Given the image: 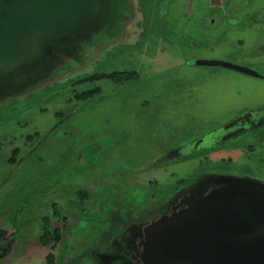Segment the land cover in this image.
Wrapping results in <instances>:
<instances>
[{"label":"rangeland","instance_id":"rangeland-1","mask_svg":"<svg viewBox=\"0 0 264 264\" xmlns=\"http://www.w3.org/2000/svg\"><path fill=\"white\" fill-rule=\"evenodd\" d=\"M81 1L71 0L70 9L58 7L56 3L49 7V16L54 17L48 25L49 34L30 41V48L24 46L21 53L22 62H30L33 66L29 71L17 72V77L14 73L0 76V103H10L19 95L16 93L21 87L49 79L47 87H38L28 99L26 94L19 95L20 103L11 105L9 111L5 105H0V225L6 223L17 227L19 216L30 204L29 200L35 199L43 205L40 212L47 209L51 197H40L38 183L42 182L40 186L44 187L52 186L55 192L64 190L66 193L70 189L66 183L72 181L78 187L84 174H76L78 170L74 169L69 157L82 145L81 141L99 134L100 125L113 130V136L107 135L120 139L118 149L113 153L116 157L122 156L123 160L110 161L111 157H108L87 175L97 179L90 186H83L91 197H84L85 207L75 213L77 220L75 215L70 217L71 226L62 235L63 240L54 245L55 249L33 243V251L23 255L36 257L37 260H33L36 264L43 262L47 252L56 255L59 259L56 264H95V250H118L113 248L112 241L120 237L117 230L112 231L114 229L109 227L112 222L108 217L109 210H113L116 216L121 215L117 214V210H121L122 213L132 212L134 217H150L164 210L163 204L172 193L168 190L176 186L177 179L192 172L196 175L232 172L264 180V135L252 133L225 149L210 151L207 155H193L185 160L175 158L166 167H157L164 164V156L170 149H177L180 144L196 140L214 129L219 131L247 106L264 103V0H247L251 3L249 7L260 17L259 24L251 29L248 19H241L239 24L224 23L227 2L232 0H138L143 5L149 28L138 29L140 36L134 41L120 39L118 19L114 26L107 28L98 21L91 0L82 3L88 12L85 23L73 30L76 20L67 10L77 15ZM120 2L129 8L126 0ZM236 14L231 12L228 18L237 21ZM209 18L221 24L213 28L203 27ZM37 25L39 28L44 26L41 21ZM127 31L130 29L126 28L124 32ZM187 36L194 39L193 43H200L198 49H191L190 43L184 41ZM116 41L123 42L120 47L124 45L137 50L124 52L108 65L106 71L120 67L136 70L140 74L137 80L130 85L98 80L82 87L77 85L75 89L67 88L71 80L98 72L101 64H97L95 56L104 49L118 48ZM95 48L99 50L95 51ZM197 57L245 66L262 77L221 67L191 65L189 62ZM126 87L129 95L127 92L119 94V99L110 106L111 110L104 107L105 93ZM83 89L92 91V96L100 95L81 103L74 99V94ZM61 111L71 112L70 117L49 132L57 123L56 113ZM8 112L12 120L6 123ZM128 121L134 125L129 140L121 135ZM34 131H38L44 140L39 141L36 137L37 142L30 143L32 151L29 145H23L26 142L22 144L21 141ZM261 131L264 133V127ZM213 139L208 134L186 150L209 146ZM15 146L20 149L18 157L23 156L11 164V152ZM182 153L184 151L180 150L179 154ZM124 156H128V160ZM157 157L163 158L161 163L152 166ZM78 168L82 170L81 166ZM180 185L176 190L183 186ZM152 195L154 198L147 201L146 197ZM67 206L66 212H70L74 207L73 198L69 199ZM93 207L101 209L97 212L98 209ZM102 208L108 209L107 212H102ZM14 235L20 240L24 239L25 233L18 229ZM17 261L13 257L9 262L16 264Z\"/></svg>","mask_w":264,"mask_h":264},{"label":"flooded vegetation","instance_id":"flooded-vegetation-1","mask_svg":"<svg viewBox=\"0 0 264 264\" xmlns=\"http://www.w3.org/2000/svg\"><path fill=\"white\" fill-rule=\"evenodd\" d=\"M71 0H0V76H6L9 73H14L17 77V72L22 71H29L30 68L33 66L30 64V62H22V52L23 47L26 46L28 48L32 40L42 39L44 37H47V34H49V23L50 21L53 22L54 17L49 16V7H53L54 3L58 7H64L67 9V7L71 6ZM85 3V0L81 1V4L79 6V11L76 15V13H70V11L67 10V12L71 15H73L74 21L76 20V25L73 26V30L77 29L78 26L83 25L86 21L87 11L84 8L85 5L82 3ZM128 3L130 5H128ZM249 3L247 0H232L231 2H227V17L224 19V23L227 24H239L241 19H248L250 22L248 23L251 26H254L256 24H259L260 17H257L256 15L257 11L253 10L249 7ZM95 18L97 20L103 22V25L107 28L108 26H114L116 24V21L118 19L119 24L117 28L120 32V39L123 41H134L137 37L140 36V31L138 32V29L141 30H148L149 23L145 20V14L143 12V5H141L140 1L138 0H126V5L129 6H123L120 2V0H95ZM99 6V7H98ZM133 7V10L132 8ZM134 8H138V10H134ZM226 11V10H225ZM231 12H234L235 14L239 12V14H236L235 17H238L237 21L231 20L232 18H228V14ZM83 13V15H80ZM129 14H131V17H129ZM86 15V16H85ZM256 15V16H255ZM126 16V17H125ZM116 19V20H115ZM43 23V27L39 28L37 25L39 22ZM258 21V22H257ZM100 23V22H99ZM244 23V22H243ZM221 22H216V19L209 18L206 22V25L203 23V27H210L213 28L214 26H219ZM226 24V25H227ZM102 25L100 31L102 32ZM129 27V28H128ZM145 27V28H144ZM130 29V31L124 32L125 29ZM41 29V30H40ZM249 29V30H250ZM72 30V28H70ZM99 31V32H100ZM252 32H256L252 30ZM245 36V35H244ZM192 38H189L188 36L184 39V41H188L190 43L191 49L195 50L198 49L200 46L198 43H193ZM240 40L241 36H240ZM28 41V42H27ZM31 41V42H30ZM175 41V40H174ZM118 48L116 49H104L99 55H96V62L99 65V71L95 72L93 74H87L84 77L76 78L74 80H71L70 86L67 88L75 89L77 85L82 87L87 82H93V81H107L111 82L113 84H125L130 85V83H133L137 78L139 77V72L136 70H130L126 69L124 67L112 68L110 71H106V68L109 64H111L117 57L124 54V52L128 51H134L137 50L136 48H125L123 45L120 47V43L116 41ZM257 42H254V45H256ZM189 45L186 46V51L189 47ZM96 46V45H95ZM94 46V47H95ZM253 48V47H251ZM95 51H98L99 49H94ZM20 54L19 57H17ZM250 56L251 57H254ZM42 59V58H41ZM203 60H215V59H209L205 57H197L195 60H192V63L189 62L191 65L194 64L198 67L201 66H208V67H221L223 69L233 70L236 72H239L241 74L247 75L245 73H242L240 71L230 69L228 67L220 66V65H204L199 64V62ZM20 61V64H19ZM226 62L223 60H217ZM230 63V62H228ZM234 64V63H230ZM237 66H241L238 64H234ZM147 67V66H146ZM247 69H251L245 66H241ZM84 68V67H83ZM253 70V69H251ZM255 73H257V76L254 75H248L252 77H262L257 71L253 70ZM70 79L69 77L67 78ZM264 80V77H262ZM49 79L46 78V80H40L37 81L32 86L28 87H21L22 91L20 90L17 94L20 96L25 95L27 96V99L36 92L38 87H47ZM53 85L56 82H51ZM50 83V84H51ZM129 88H121L119 91H110L105 93V98L102 100V104H104V107L110 109V106H112L114 103H116V100H118L119 94L126 93ZM15 94V93H14ZM12 94V95H14ZM129 95V92L126 93ZM19 95L12 98V101L10 103H6L5 101L1 102L0 105H5L6 109L9 111L11 109V105L16 104L17 102L21 101L19 98ZM96 95H100L99 93H96ZM96 95L92 96V91L83 89L79 90L78 92H75L74 99H78L81 103H85L87 101H92ZM129 98L127 97L126 101ZM1 101V100H0ZM20 103V102H19ZM128 108V107H127ZM11 113L8 112V115L5 119V122H9L12 120ZM56 124L52 128H50L49 132H52L54 129L58 127L59 124L67 121V118L70 117V113L66 112H57L56 113ZM133 118H131L132 121ZM237 120L236 124H233ZM230 122L228 124H225V126H222L219 131L214 129V131L207 132L206 134H203L196 140L187 142L183 145H179L177 149H170L166 155L164 156V164L157 167H166L171 160L173 159H181L185 160L187 158H192L193 155H207L210 151L215 150H221L225 149V147H228L230 145L237 144L243 136L247 134H254L255 136H261L264 135L262 133L261 129L264 127V103L262 104H255L254 106L250 107L247 106L244 108L239 114L235 115L232 120H229ZM103 123V121H100ZM233 122V123H232ZM105 124V123H103ZM108 127V129H104L101 125L98 129L99 134L96 136H93L91 138H86L85 140L81 141L82 145L77 147L74 152L70 155V159L72 160V165H74V169L78 170L76 171V174H84V177L82 178V182L78 187H76V182H68L66 183L67 186L70 187V189L65 191H54L53 187L50 185H47L46 187L40 186L39 189H41L40 197H43L42 199L50 198L51 197V203L46 207L47 209H41L40 207L43 205H40L38 201L35 199L32 200V202L29 200V205L25 206L22 214L19 216V225L16 226H7V224L0 225V264H12L9 262L12 260L13 257H16L18 259L16 264H36L33 260H37L35 257H24L23 255H28L33 251L35 246H33V243H38L42 248H53L54 245H59V243L63 240L62 235L65 234V231L68 230L69 226L71 224L69 223L70 217L75 215L77 213V210H83L85 206L83 205L84 197L87 196L88 198L91 197L87 191L84 190V185L90 186L92 183H94L95 178L93 177H87L93 169L96 167L98 168L101 166L103 160H105L108 157L110 158V161L113 159L117 161V159L123 160V157H116L115 152L113 151L115 149H118L119 140L117 137H110L107 134H112L113 136V130ZM134 133V125L131 124V122H127L123 129L121 130V135H125V138L129 140L130 135ZM208 134L212 135L214 137V141L209 146H206L204 148H200L197 150H186L189 148V146L193 143H197L198 141L202 140L203 137L207 136ZM36 137H39V141H43L44 138L38 131H34V133L25 135L21 141L26 142V144H23L24 146L29 145L30 149L33 151V145L31 146L30 143L37 142ZM127 140V142H128ZM38 141V142H39ZM115 143V144H114ZM128 145V144H127ZM193 148V147H191ZM130 149L128 148V151ZM184 151V153L179 154V151ZM25 153V152H24ZM32 153V152H31ZM12 157H10L11 164H15L20 157L23 156V154L18 157V154H20V149L18 146L13 147V150L11 152ZM171 155V157H170ZM29 157V156H28ZM125 159L128 160V156H124ZM208 157V156H206ZM163 158L157 157L152 161V166L158 165V163H161ZM119 162H115L114 164H117ZM261 163V162H260ZM77 166H81L82 170L79 171V168L77 169ZM73 173L74 171H70ZM194 172L191 173V175L181 177L177 179L176 186L172 188V190L177 189L178 185H185L188 184L191 180H193L197 175ZM86 175V176H85ZM87 180L85 183L84 181ZM90 183V184H89ZM180 185V186H181ZM54 186V185H53ZM87 186V187H88ZM86 187V188H87ZM170 191V190H168ZM167 191V192H168ZM162 193V194H166ZM161 194V195H162ZM150 197L154 198V195L147 196V201L150 199ZM74 199V207L70 212H66L68 209L67 203H69V199ZM151 198V199H152ZM42 201L41 203H43ZM94 209V207H93ZM98 209V210H96ZM101 208H95L97 212L100 211ZM108 209L102 208V212H107ZM111 214H108L109 219L112 222H109V227L113 228L119 234V236L122 238V241L114 242L112 241L113 248H116L118 246L119 251L117 252L114 250H107V251H100L95 250L94 253V262L95 264H128L127 258H125V248L126 244L130 242V238L133 236L132 233L137 231L139 223L145 221L147 217L145 216H138L134 217L132 216V212H126L122 213L121 210H117V214L121 215H113L115 214L113 210H109ZM70 213V214H69ZM140 215V212H138ZM68 215H70L68 217ZM124 215V216H122ZM154 215V214H153ZM17 219V216H16ZM75 220H77L75 215ZM72 221V222H75ZM23 230L25 235L24 239L18 240L16 235V230ZM28 235V237H26ZM127 246H129L127 244ZM56 246L54 247V249ZM31 251V252H30ZM29 252V253H28ZM119 257V259H118ZM59 259L56 258V255L53 252H47L44 260L42 263L39 264H56Z\"/></svg>","mask_w":264,"mask_h":264},{"label":"water","instance_id":"water-1","mask_svg":"<svg viewBox=\"0 0 264 264\" xmlns=\"http://www.w3.org/2000/svg\"><path fill=\"white\" fill-rule=\"evenodd\" d=\"M199 64L257 76L228 62ZM175 190L125 242L128 264H264V180L204 172Z\"/></svg>","mask_w":264,"mask_h":264},{"label":"trees","instance_id":"trees-1","mask_svg":"<svg viewBox=\"0 0 264 264\" xmlns=\"http://www.w3.org/2000/svg\"><path fill=\"white\" fill-rule=\"evenodd\" d=\"M91 1L94 3L95 0H91ZM93 9H95V8H93ZM87 15H88V12H87Z\"/></svg>","mask_w":264,"mask_h":264}]
</instances>
